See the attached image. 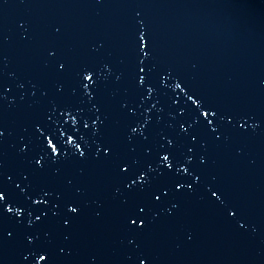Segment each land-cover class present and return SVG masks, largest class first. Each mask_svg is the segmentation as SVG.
I'll use <instances>...</instances> for the list:
<instances>
[{"label":"water","instance_id":"95a60500","mask_svg":"<svg viewBox=\"0 0 264 264\" xmlns=\"http://www.w3.org/2000/svg\"><path fill=\"white\" fill-rule=\"evenodd\" d=\"M141 33L151 57L145 71L152 70L138 87L139 67H144L138 55ZM50 51L68 61L71 70L46 67L54 62ZM82 66L96 69L92 99L80 90ZM177 83L185 92L176 89ZM0 85L9 89L0 101V193L23 210L21 226L10 214L0 218V264H264V0H0ZM191 94L222 112L251 116L260 127L252 131L248 119L240 121L247 131L221 125L224 136L216 141L207 121L193 123L198 110L187 99ZM52 105L73 109L76 126L71 120L65 125ZM38 123L54 143L71 136L87 158L79 159L69 147L67 160L45 161L38 170L33 159L43 147L34 127ZM181 124L191 125L187 134ZM131 128L138 131L132 134ZM77 133L85 135L86 144ZM102 143H111L117 161L135 159L140 167L157 166L169 152L173 163V158L192 159L180 192L170 174H152L153 187L167 184L169 195L162 196L163 203L153 209L157 218L133 244L121 200L129 196L134 203L141 195L124 192V176L92 159ZM187 184L194 185L193 191ZM75 188L81 190L78 196ZM210 188L219 189L224 205L211 197ZM41 189L52 193L47 207L31 205L22 193L34 196ZM72 199L81 213L66 230L63 203ZM57 204L60 215L53 216ZM171 204L177 208L168 215L163 209ZM226 206L239 214L228 218ZM41 212L48 218L36 221ZM26 232L38 234L39 242L28 246ZM44 249L51 257L40 260Z\"/></svg>","mask_w":264,"mask_h":264},{"label":"snow or ice","instance_id":"6c2138e0","mask_svg":"<svg viewBox=\"0 0 264 264\" xmlns=\"http://www.w3.org/2000/svg\"><path fill=\"white\" fill-rule=\"evenodd\" d=\"M59 30L57 29V32ZM139 42V65H144V67H139V73L138 79H137V86L143 87L146 83V78L148 74L151 72L152 69H149L148 72L145 71V68L147 67L146 61L149 60L150 57V51L146 50L148 49V41L143 33H141L138 37ZM49 57L54 61L50 65H46V67H50L54 71H57L59 73H67L69 72L70 66L68 65V61L66 60H59L55 57V53L50 51L48 53ZM96 69L89 67V66H82L77 73V76L79 77L80 81V90L83 92V94L88 97L89 99L93 98L92 93L89 91L90 88H94L97 86V80H94V76H96ZM171 76V73L169 72L167 75L161 76V81L167 80ZM20 87H23V85H20ZM176 89H180V92H185V88L181 87V83H177L175 85ZM62 89L60 87H57V92H60ZM9 91V89L6 86L0 85V101L5 99L4 93ZM147 91L151 94L153 89L149 87ZM193 95L191 94L187 96V99L191 102V104L198 110V116L193 117V123H198L200 121V118H203V120L207 121L206 127L211 131V133L214 136V139L216 141H220L223 136L224 132L221 131V125L231 126V131L233 132H240V131H247L244 127V124H241L240 121H244L246 119L253 120V123L249 125V128H251L252 131H255L257 128L260 127V124L256 123L253 117L246 116L242 114L237 113H226L222 112L219 108H214L210 105H205L203 100L193 99ZM173 103H176L174 100ZM57 110L61 111L64 115V124L67 125L69 123V120H71V124L73 127L76 126L77 120L76 117H73L71 115L73 109L70 108H63L58 109L57 105H52V111L56 112ZM96 111H99L97 108ZM181 115L184 113L181 112ZM81 112L76 111V116H80ZM212 117V119H209V117ZM213 120L217 121V124L213 125ZM235 121V123H234ZM239 124V128L236 127V125ZM35 131L40 133L41 136H43V141H40V143L43 145L41 148V152L38 153V157H34V163L38 170H43L44 162H49V165H56L58 164L62 159L67 160L68 153L65 151V149L71 147L75 148L76 153H78L79 159H86V152L81 151L80 146L73 140L71 136H69L66 140V142L61 143L60 140H57L55 143L52 139H49L47 135H44V133L41 132V125L38 123L34 125ZM83 128L87 131L89 130V124L85 122L83 124ZM191 128V125L189 128H185L183 124L180 125V131L181 133L187 134ZM132 134H135L138 129L137 128H131L130 129ZM91 132L92 135H98V124L97 121H92L91 125ZM64 133H60V138L63 139ZM79 136V140L81 142L85 141V135H81L77 133ZM141 137L143 139H147V137L143 136V133L141 132ZM4 137V131L0 130V139ZM39 140V138H37ZM132 137H129V142H131ZM196 140V136H192L193 143ZM169 148L172 147V141L169 140L168 142ZM101 149H103V154L101 155ZM135 149H131V151H134ZM21 152H24L25 149L22 147L20 149ZM193 149L188 148V153H192ZM171 152H169L166 155L160 156L159 163L157 166H153L152 163H147L145 167H140L138 165V162L133 159L132 161L128 160H119L117 161L114 159L113 156V148L111 143H102L98 144L96 146L95 153L92 155L93 160H98L102 163L108 164L113 168V171L115 175L117 176H124V179L120 181V184L123 185V191L129 194H136L141 195L140 199L135 200L134 203H129V196H124L121 200V204L124 209V220H125V226L126 230L130 233V239L128 240L129 244H133L134 241L139 238L145 230L148 228V226L157 218V214L153 211L154 207L161 205L162 202V196L168 197L169 195V186L167 184L158 185L156 187H153V181L155 177L152 175L153 173L155 176H164L166 174H170L172 177H174L172 181V187L175 189L176 192H180L185 185L181 183V179L184 176H189V168L187 165H190L192 163L191 156H186L183 160H173L170 161ZM205 161L202 158L200 160V163L203 164ZM131 170V171H130ZM134 177V178H133ZM28 178L25 177V180ZM199 181V177H194V183ZM68 185L71 187L72 182L68 181ZM19 187V185H17ZM187 191L191 192L193 191V184H187ZM114 191L119 194L121 193V187L120 185H117L114 189ZM81 190L79 188H75V194L78 196L80 194ZM160 192L161 195H157L156 193ZM209 192L211 194V197L215 199L219 204L224 205L225 201L223 199V196L219 193V189H209ZM22 193L26 196V199H29L31 201V205L33 206H41L47 207L49 200L52 197V193L50 191H46L44 189H41L38 193H36L34 196H28L26 192L22 190ZM57 200H60V197H56ZM56 208V211H54L52 214L53 216H59L60 215V206L59 204L54 205ZM63 207L65 209V214L63 217H61L62 220V228L66 230H70L75 222V220L80 216L81 213V205L77 200H68L63 203ZM177 208L176 204H171L170 206H165L164 211L167 212L168 215H172L175 209ZM240 210L236 207H225V213L228 218H235L239 214ZM6 214H10L17 218L15 221V224L17 226L22 225V221L19 219L23 215V210L20 207H13L6 202L5 195L0 193V218H3ZM31 215V213H29ZM100 214L97 213V216ZM42 217L44 219H47V214L45 212H41V215L36 216V221H41ZM243 227V225H241ZM27 228L31 229L33 228V222H29L27 225ZM6 230V229H4ZM15 230V229H14ZM45 237H47V233L44 234ZM71 232L69 231L68 235L65 236V241H67L70 238ZM8 236L11 237L12 233H8ZM24 240L26 241L28 246L36 245L39 240L40 236L34 232H26L24 233ZM138 247V246H137ZM65 251L64 248L60 249V252L63 253ZM139 255H144L145 259H148V257L145 255V253L140 252ZM47 258L51 257V253L44 249V254L39 256L40 260H46ZM139 258V257H137ZM25 260L28 259L27 256L24 257ZM128 260L131 262L133 260L132 256L128 257ZM140 264H144V260H140Z\"/></svg>","mask_w":264,"mask_h":264}]
</instances>
